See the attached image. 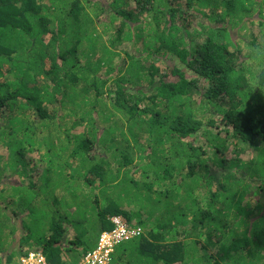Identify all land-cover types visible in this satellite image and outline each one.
I'll return each mask as SVG.
<instances>
[{
	"label": "trees",
	"instance_id": "1",
	"mask_svg": "<svg viewBox=\"0 0 264 264\" xmlns=\"http://www.w3.org/2000/svg\"><path fill=\"white\" fill-rule=\"evenodd\" d=\"M116 216L110 264H264V0H0V264Z\"/></svg>",
	"mask_w": 264,
	"mask_h": 264
},
{
	"label": "built area",
	"instance_id": "2",
	"mask_svg": "<svg viewBox=\"0 0 264 264\" xmlns=\"http://www.w3.org/2000/svg\"><path fill=\"white\" fill-rule=\"evenodd\" d=\"M111 221L114 223V227L111 230L103 231L94 248L83 254L75 264H110L114 247L119 242L140 232V228L131 227L120 217H113ZM20 264H47V262L40 251H31L21 258Z\"/></svg>",
	"mask_w": 264,
	"mask_h": 264
},
{
	"label": "clouds",
	"instance_id": "3",
	"mask_svg": "<svg viewBox=\"0 0 264 264\" xmlns=\"http://www.w3.org/2000/svg\"><path fill=\"white\" fill-rule=\"evenodd\" d=\"M116 217H120V218H122V219H124L125 220V218H123V217H121V216H116ZM111 218H113V217H111ZM126 221V223L128 224V225H130L131 227H133L127 220H125ZM134 228H137V227H134ZM141 230V229H140ZM31 251H39V250H29L28 252H31ZM28 252L27 253H25L22 257H24V256H26L27 254H28ZM82 257V256H81ZM112 258H113V255H112ZM81 259V258H80ZM112 261V260H111Z\"/></svg>",
	"mask_w": 264,
	"mask_h": 264
},
{
	"label": "rangeland",
	"instance_id": "4",
	"mask_svg": "<svg viewBox=\"0 0 264 264\" xmlns=\"http://www.w3.org/2000/svg\"><path fill=\"white\" fill-rule=\"evenodd\" d=\"M250 31H245L240 37H241V39L242 40H244V39H249V36H251L250 34ZM262 38V37H261Z\"/></svg>",
	"mask_w": 264,
	"mask_h": 264
}]
</instances>
